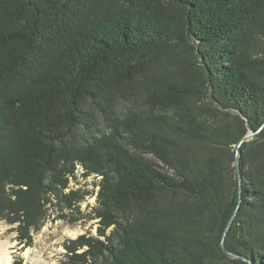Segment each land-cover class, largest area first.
<instances>
[{"label": "trees", "instance_id": "1", "mask_svg": "<svg viewBox=\"0 0 264 264\" xmlns=\"http://www.w3.org/2000/svg\"><path fill=\"white\" fill-rule=\"evenodd\" d=\"M79 172L96 230L57 264H264V0H0V220L21 249L49 207L84 216Z\"/></svg>", "mask_w": 264, "mask_h": 264}, {"label": "rangeland", "instance_id": "2", "mask_svg": "<svg viewBox=\"0 0 264 264\" xmlns=\"http://www.w3.org/2000/svg\"><path fill=\"white\" fill-rule=\"evenodd\" d=\"M97 179L92 176L82 178L79 172L76 180H71V185L75 188L92 190V194L78 205L84 216L80 219H75L74 217L79 215L76 211L49 207L41 228L37 232L32 233L33 241L31 246L21 249L22 245H17L15 239V225H10L4 220H0V242L9 244L11 257L19 256L25 264H57L64 258L65 249L63 243L66 240L76 238L86 232L95 233V220H88L85 214L95 204L97 189L95 182H97Z\"/></svg>", "mask_w": 264, "mask_h": 264}, {"label": "water", "instance_id": "3", "mask_svg": "<svg viewBox=\"0 0 264 264\" xmlns=\"http://www.w3.org/2000/svg\"><path fill=\"white\" fill-rule=\"evenodd\" d=\"M262 126H263V125H262ZM262 126H261L257 131H252L251 129H248L247 134L244 135V136L240 139V141L235 145V148H236V162H235V163H236V165L238 164L237 157H238V155H239V145H240V143L243 142V141L249 140L250 138H252V137L255 135V133H257V132L262 128ZM221 244H222V247H223V239H222ZM224 251H225L226 254H227L228 256H230V257H237V258L243 259L244 261H245V260L248 261L249 264H252L249 260H247L246 258H244V257H242V256H240V255H235V254L230 253V252H228V251H226V250H224ZM12 260H13V258H12Z\"/></svg>", "mask_w": 264, "mask_h": 264}, {"label": "bare ground", "instance_id": "4", "mask_svg": "<svg viewBox=\"0 0 264 264\" xmlns=\"http://www.w3.org/2000/svg\"><path fill=\"white\" fill-rule=\"evenodd\" d=\"M12 257L7 242H0V264H11Z\"/></svg>", "mask_w": 264, "mask_h": 264}]
</instances>
